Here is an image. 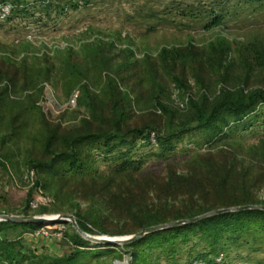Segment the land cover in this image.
<instances>
[{"label":"rangeland","instance_id":"rangeland-1","mask_svg":"<svg viewBox=\"0 0 264 264\" xmlns=\"http://www.w3.org/2000/svg\"><path fill=\"white\" fill-rule=\"evenodd\" d=\"M215 20L221 23L216 26ZM99 55L109 59V73L130 95V126L157 133L167 120L158 99L176 119H184L189 99H213L222 90L264 91V0H0V89L7 88L8 101L19 108L34 100L38 110L22 113L12 126L9 116L0 124V216L74 217L100 210L105 200L110 206L102 223L117 231L121 215L114 202L122 200L172 211L190 204L218 208L237 200L264 202V105L211 143L208 130L184 135L171 154L137 143L131 155L144 165L132 176H112L114 153L95 161L102 174L98 181L38 178L30 162L44 159L34 141L40 114L61 132L81 130L89 116L87 92L98 94L101 86ZM204 163L227 183L206 189L211 176L201 169ZM228 166L233 167L229 173ZM170 178L176 183L168 184ZM38 180L46 190L36 185ZM108 187L123 194L112 199L105 194ZM48 224L30 233L9 230L5 236L37 258L69 255L71 224ZM98 245L90 242L87 248ZM190 248L159 264L202 259L203 247ZM128 260L101 257L98 264ZM207 260L264 264V232L253 228Z\"/></svg>","mask_w":264,"mask_h":264},{"label":"trees","instance_id":"trees-1","mask_svg":"<svg viewBox=\"0 0 264 264\" xmlns=\"http://www.w3.org/2000/svg\"><path fill=\"white\" fill-rule=\"evenodd\" d=\"M220 23V20L213 22L216 26ZM96 71L99 73L101 86L98 94L87 92L89 116L83 120L81 130L61 132L60 128L50 125L45 116L40 114L41 128L34 141L41 148L44 159L30 162L38 178L48 175L53 180L73 177L98 181L102 174L97 173L95 161L100 158L107 160L109 155L114 153L112 176H132L141 172L144 162L133 158L131 149L137 143L144 146L152 145L151 135L154 136L161 155L171 154L175 149L174 144L184 135L196 130H208L210 131L208 143H211L231 126L242 124L247 116L255 114L257 109L264 105L263 90L249 92H245L244 89L222 90L213 99L207 97L189 99L187 116L184 119H176L158 99L156 104L167 120L165 127L155 133L154 129L149 127L130 126L129 111L132 104L130 95L121 91L117 79L109 73V59L104 55L98 56ZM38 95L41 96L42 92L40 91ZM8 99V89H0V124L9 116L8 121L12 126L21 118L22 113L32 112V108L36 106V101L30 100V107L19 108L16 102ZM106 109L107 115L104 114ZM5 142L6 138H3L2 143ZM201 169L207 173L206 176H211L204 185L206 189L224 186L227 183L226 176L217 178L213 166L204 163ZM227 169L229 173L233 167L228 166ZM40 182L38 180L36 185L46 190L47 186L39 184ZM175 183V179L168 180L170 185ZM104 190L112 199L123 194L121 192L116 194L113 187ZM109 206L110 203L104 200L100 210L91 209L89 212L76 214L74 219L80 231L89 236L91 234L107 237L135 236L148 228L192 220L217 210L247 206L264 207V202L237 200L231 205L224 203L218 208L190 204L182 210L172 211L156 205L146 207L129 205L126 200H122L114 202V209L121 215L119 218L121 224L118 223L117 231L106 228L102 223L101 215L109 210ZM61 224L70 226L68 223ZM47 225L50 224L0 222V264H98L101 257L109 256H115L118 260L127 257L129 260L126 264H159L162 258H172L179 249L188 246H191L190 249L203 247L202 259H197L191 264H216L207 258L210 255L217 257L228 243H237L241 235L249 233L253 228L264 232V210L248 209L215 214L192 223L155 231L122 246L98 245L96 250L88 249L87 245L90 242L73 228V234L66 236L72 246L70 254L56 259L37 258L25 254L19 241L9 240L5 236L9 230L22 228L30 233Z\"/></svg>","mask_w":264,"mask_h":264},{"label":"water","instance_id":"water-1","mask_svg":"<svg viewBox=\"0 0 264 264\" xmlns=\"http://www.w3.org/2000/svg\"><path fill=\"white\" fill-rule=\"evenodd\" d=\"M248 209H261L264 210V207H254V206H247V207H239V208H233V209H225V210H217L212 213L206 214L201 217H197L192 220H187V221H179L167 225H161V226H156L152 228H148L145 230H142L135 236H132L126 240H117L111 237L107 236H101V237H94V236H89L87 234H84L80 229L78 228L74 217L72 216H53L50 218H33V217H14V216H0V222H12V223H17V224H23V223H29V224H44V223H70L72 227L87 241L95 243V244H101V245H118L122 246L128 242L135 241L137 239H140L144 237L147 234L153 233L158 230H163L169 227H174V226H181L187 223H192L195 221H198L199 219L215 215V214H221V213H228V212H235V211H244Z\"/></svg>","mask_w":264,"mask_h":264},{"label":"built area","instance_id":"built-area-1","mask_svg":"<svg viewBox=\"0 0 264 264\" xmlns=\"http://www.w3.org/2000/svg\"><path fill=\"white\" fill-rule=\"evenodd\" d=\"M3 17H5V16H3ZM150 142H151L152 145L156 146L155 139H154L153 135L150 136ZM1 264H5V263H1ZM195 264H203V263H195Z\"/></svg>","mask_w":264,"mask_h":264}]
</instances>
